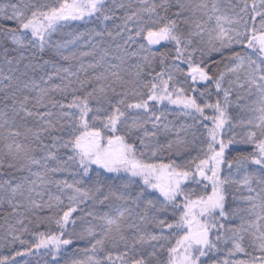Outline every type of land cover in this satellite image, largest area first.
<instances>
[{
	"label": "snow or ice",
	"instance_id": "6c2138e0",
	"mask_svg": "<svg viewBox=\"0 0 264 264\" xmlns=\"http://www.w3.org/2000/svg\"><path fill=\"white\" fill-rule=\"evenodd\" d=\"M0 264H264V0H0Z\"/></svg>",
	"mask_w": 264,
	"mask_h": 264
}]
</instances>
